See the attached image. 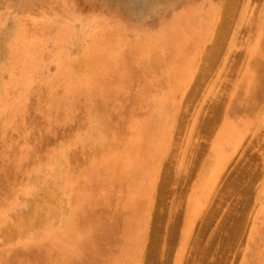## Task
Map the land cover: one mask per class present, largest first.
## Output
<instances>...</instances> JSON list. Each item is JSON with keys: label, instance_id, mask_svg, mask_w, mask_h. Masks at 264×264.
Segmentation results:
<instances>
[{"label": "bare ground", "instance_id": "bare-ground-1", "mask_svg": "<svg viewBox=\"0 0 264 264\" xmlns=\"http://www.w3.org/2000/svg\"><path fill=\"white\" fill-rule=\"evenodd\" d=\"M240 1L245 2L184 0L153 31L155 36L142 34L131 41L106 30L96 17H86L92 25L81 28L66 22L68 17L54 21L32 11L6 12L0 1V133L7 132L0 156L11 162L0 194V264L164 263L168 246L160 251L163 194L182 111L224 49L234 63L230 47L238 42L227 37ZM29 3L19 7L24 11ZM259 18L257 26L255 19L248 21L256 35L247 44L241 92L224 107L223 119L264 74V15ZM60 21L66 24L60 26ZM221 103L213 107L216 114ZM33 108L42 114L40 127L67 126L43 150L31 144L32 132L25 129L26 114ZM211 123L206 121V126ZM226 124L217 131L218 145L197 163L200 173L186 207L177 264L183 245L192 241L197 217L201 226L191 243V257L206 260L212 249L223 253L225 246L228 251L231 237L223 227L207 245L199 242L215 213L209 203L218 170L238 144H228ZM19 135H25L20 149L12 150ZM226 179L217 191L218 203L223 195L234 194L243 204L251 202V195L246 199L249 180L237 175ZM245 205L242 210L248 209ZM240 213L237 225L242 223ZM174 226L171 222L170 231ZM241 264H264V199Z\"/></svg>", "mask_w": 264, "mask_h": 264}, {"label": "rangeland", "instance_id": "rangeland-1", "mask_svg": "<svg viewBox=\"0 0 264 264\" xmlns=\"http://www.w3.org/2000/svg\"><path fill=\"white\" fill-rule=\"evenodd\" d=\"M0 1L5 4L6 12H16L19 15L23 13L30 15V11H32L33 14H41L45 19H53L54 21L57 17H68L66 22L81 28L92 25L85 20L86 17H96L104 21L106 30L117 31L116 33L127 41H131L142 34L155 36L156 34L153 31L162 26L170 16L171 11L180 9L184 2V0H168L166 3L159 0H123V2L122 0ZM29 2L32 3V5ZM26 3H29V5L23 11L24 8L22 9L19 6ZM14 5H16V7ZM239 6L234 16L236 17V22L232 26L233 30L231 29L230 31V38L227 37L228 42H230L232 38L238 42L230 47V51L232 50L231 52L234 51L233 53L236 54L234 63L232 62L234 57L232 59L229 58V61L226 59V49H224L223 53H221L222 55L217 57L220 59H217L215 61L216 63L210 68V75L200 81L197 85L195 94L187 98L185 103L186 106L184 107V111H182L183 119H181V125H179V129H177L176 132V144L173 146L174 153L171 158L170 168L167 170V174L171 177L166 182L163 194L162 207L165 211V216L160 229V251L165 252L164 248H167L166 245L168 246L165 256L166 260H164L165 264H177L174 262V259L182 244L181 231L184 225L186 207L189 199H192L194 196L195 184H197L200 173L197 163L199 161H205L211 154V149L218 145L217 131L222 128L223 122H228V124H226V128L228 129L226 137L230 138L228 144H232V142L238 144H236L232 151L230 150V152L227 153L229 157L218 170L217 180L213 185V190H216V192H214L215 195L213 194L212 196L213 201L211 200V203H209L211 205H209L210 208L214 207L215 213L207 224L208 226L206 225L207 227H205V230L202 232L203 234L199 242L201 245H207L210 240L215 238V233L223 227L226 235H228V233L231 234L228 235L231 238L227 241L231 247L228 246L227 251V247L225 246L223 253L216 251L215 248L212 249L206 260L203 259L200 254L199 256L202 257L201 260L199 259L200 257L198 258V255H193L191 257V253L193 252L191 243L195 241V239L193 241V238L197 237L196 234L199 233L198 231L201 226V219L197 217L193 223L192 241L183 245V255L180 256L182 258L178 264H192V262L196 260V256L199 261L196 260L194 264H241L243 255L247 249L254 219L258 215L262 200L264 199V74L258 79L255 87H253L248 94L242 93L232 115L229 118H225L226 120L223 119V117L221 118L224 107L226 108L229 103L231 105L236 100L238 92H241V86L239 87L238 85L243 77L247 61L249 60L246 51L249 49L247 44L249 40L254 41L253 38H255L256 35V27L252 26L253 28L251 30L249 22L255 19L254 25L257 26V21L259 20V24L261 21L259 17L264 15V0L259 2L257 0L240 1ZM204 7H206V4ZM29 8H31V10H29ZM260 10L263 11L261 12ZM31 22L33 24V17H29V23L31 24ZM58 24L61 26L66 23L60 21ZM248 30L252 32L248 34ZM250 44V46H252L251 42ZM223 69H226L224 70L225 73ZM221 99L222 107H220L221 110L216 114L217 112L213 107L217 106ZM26 117L25 129L28 132H32L30 142L38 150H43L46 146L51 145L55 138L59 139L67 128L65 125H53L48 128L40 127L43 123V117L37 108L30 109ZM202 120L204 123L201 125V122H203ZM208 120L213 121L211 127L209 126L211 129L206 126V121ZM239 135H241V137H239ZM24 136L25 135H23V137ZM23 137L22 135L18 136L15 144L16 148L14 146L12 150L15 149L16 151L20 149V142ZM6 138L7 132H1L0 152ZM239 138L240 141L238 140ZM199 148L201 150H199ZM1 159L0 156V194L7 186V182L3 177L4 171L10 169L11 164L10 160L1 161ZM236 175L245 182L247 180L250 182L249 190L251 189V191L248 190L249 192H247L246 199H250L251 197V202L247 200L248 203H245L246 201L244 202V204H248L245 205V208L248 207L246 210H242L244 204L238 200L241 196L237 194L231 195L228 198L225 197L226 195H223L221 199L222 203L217 202L216 194L222 186L223 181L227 180L226 177L232 178L233 176L236 177ZM259 197L263 199H259ZM235 202L238 204L237 206ZM207 204L203 206V209L207 208ZM239 204H242V208ZM233 206L236 209L237 207L240 208L242 212H248H245L243 216L242 212H238L240 211L238 209L236 211ZM233 209L235 210L233 211ZM229 212L231 214L234 213L232 215L233 219L229 216ZM239 213L240 216L242 215L243 219L240 217L242 223L240 221V224L237 225V223H239ZM171 222L174 223L175 226L174 229L172 228L170 231L169 225ZM160 257L162 258L163 256ZM165 257L163 258L165 259ZM202 260H204L203 263ZM160 263L161 262H159V264Z\"/></svg>", "mask_w": 264, "mask_h": 264}]
</instances>
